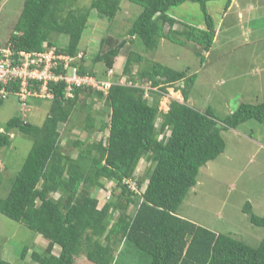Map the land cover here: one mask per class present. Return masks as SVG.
Wrapping results in <instances>:
<instances>
[{
    "label": "trees",
    "instance_id": "trees-1",
    "mask_svg": "<svg viewBox=\"0 0 264 264\" xmlns=\"http://www.w3.org/2000/svg\"><path fill=\"white\" fill-rule=\"evenodd\" d=\"M120 1L92 0L81 9L78 0H24L12 32L0 48L8 49L16 64L18 53H41L47 47H57L52 37L65 35L67 46L58 50L76 57L90 13L95 11L99 19L111 21L120 9ZM129 1L141 6L142 12L126 36L138 39L145 50H155L163 39L181 46L193 42L197 57L209 52L215 23L206 7L219 0ZM224 1L223 12L232 0ZM186 2L200 6L204 28L170 16V8ZM104 41L108 49L92 59L93 65L103 64L104 74L85 69L82 56L74 63L80 74L107 79L123 43L113 38L101 40ZM141 62L142 57L130 51L120 76L126 78L125 82L113 81V71V84L106 95L88 88L76 89L72 98H65L63 83H49L53 99L40 125L14 116L0 127V150L10 146L12 131L32 141L19 171L9 181L7 194L0 197V215L22 224L45 242L42 251L30 254L31 262L36 264H74L79 255L91 264H113L114 247L122 242H130L147 254L149 264H264V233L253 247L177 215L185 196L196 184L199 169L225 150L221 132L236 129L248 120L263 123L264 100L258 104L242 103L233 113L217 120L211 108L199 112L187 104L196 75L188 69L173 70L157 62L137 67V73H133V67ZM58 69L56 73L61 72ZM167 88L180 91L182 102L171 100L168 111L160 113L158 104ZM1 90L5 94L0 96V104L19 92L20 81L1 84ZM94 95L103 100L109 115L108 123L98 127L101 132L108 130L105 140H75L67 145L70 152H62L60 125L72 121L79 98L82 108L87 105L86 99ZM93 121L90 114L83 120L82 130L87 135L94 128ZM141 161L148 164L141 178L147 184L137 196L124 180L133 177ZM142 180H135L139 187ZM107 182H115L120 192L99 207L92 192L106 191ZM132 204L135 212L129 214ZM242 212L264 232V217L254 214L249 203ZM27 251L26 246L21 249V261ZM0 264L11 263L0 257Z\"/></svg>",
    "mask_w": 264,
    "mask_h": 264
},
{
    "label": "rangeland",
    "instance_id": "rangeland-1",
    "mask_svg": "<svg viewBox=\"0 0 264 264\" xmlns=\"http://www.w3.org/2000/svg\"><path fill=\"white\" fill-rule=\"evenodd\" d=\"M91 1L78 0L77 6L81 9L87 8ZM23 2L24 0H3L0 3V45L7 41L12 32ZM224 3V0L207 3V11L215 25L220 22L218 20L221 19ZM237 3L242 11L246 5H251L256 10L252 13L248 10V14H244L243 20L239 22L235 21V13L232 12L230 20L223 21L219 40L212 44L206 57L204 53L200 57L194 55L197 46L193 42L181 46L161 40L155 50H145L138 39L127 37L126 32L142 12L141 6L129 0L120 1V9L111 21L99 19L96 12L92 11L78 44L79 54L84 58L83 66L97 74H104L103 64L93 65L92 59L96 54L108 49L106 42L101 40L113 38L116 42L123 43L113 65V81L121 80L122 69L130 51L138 53L143 59V62L133 67L135 74L137 67L143 68L153 62L173 70L188 69L196 75V79L190 89L187 104L199 112L211 108L216 119L221 120L233 113L242 103L258 104L264 100V0H237ZM169 13L177 20H187V24L195 27H202L201 24H204L197 3H183L170 8ZM179 28L177 25L176 29ZM52 40L59 49L65 48L68 43V37L65 35L53 36ZM226 51L230 53L219 59ZM259 66H262L261 70L256 69ZM177 86L181 87L182 84ZM146 99L151 103L150 96ZM171 100L182 102L180 91L166 89L158 104L160 113L168 111ZM81 103L79 98L72 121L59 127L64 153L71 151L67 145L72 141H85L89 137V141H86L97 142L100 139L105 140L107 136V129L102 132L98 130V127L106 125L109 120L103 100L94 95L92 99H86L88 106L81 108ZM90 103L92 106H89ZM49 106V99L31 98L24 111L19 107L17 98L11 95L0 104V127L3 128L14 116L40 125L48 113ZM87 114L94 119V128L90 130V135L82 130ZM158 125L159 119L156 120V126ZM221 136L225 141V150L215 160L207 162L199 169L196 184L185 196L177 215L217 234L229 235L255 247L262 240L264 232L262 228L249 222L242 208L249 203L254 214L264 217V122L248 120L236 129L222 131ZM10 137V146L0 150V197L7 194L9 181L19 171L32 144L29 137L16 131H12ZM72 155L74 156L75 152L72 151ZM147 167L148 164L141 161L133 177L129 179L136 184L138 194L145 190L147 182H143L141 178L144 177ZM136 179L142 180L141 187L137 185ZM119 192L115 182H107L106 191H93L92 195L97 198L101 207L108 200L114 199ZM52 197L56 198L57 195ZM134 212L135 207L132 204L128 213ZM25 246L28 247L27 255L24 261H21L20 251ZM44 246L45 242L32 231L0 215L2 260L11 264H36L31 262L30 254L33 251H42ZM74 262L91 264L83 255H79ZM149 262V256L137 250L130 242H122L114 247L113 264Z\"/></svg>",
    "mask_w": 264,
    "mask_h": 264
},
{
    "label": "built area",
    "instance_id": "built-area-1",
    "mask_svg": "<svg viewBox=\"0 0 264 264\" xmlns=\"http://www.w3.org/2000/svg\"><path fill=\"white\" fill-rule=\"evenodd\" d=\"M11 55L8 49L0 48V85H6L15 80L20 81V90L15 96L21 110H26L31 98L51 99L49 83H63L66 98H72L76 89L88 88L106 95L113 84L110 80L113 74L112 69L108 70L106 80L89 74H80L78 66L74 63L81 58V54L74 57L61 53L56 47H47L41 53H18L16 64ZM58 68H61V72L56 73L55 70L59 71ZM122 79L119 81L120 84L125 82V79ZM148 88L147 86L144 89ZM4 94V90H1L0 96ZM144 96L147 98L148 94L145 93ZM124 183L131 192L138 193L134 182L124 180Z\"/></svg>",
    "mask_w": 264,
    "mask_h": 264
},
{
    "label": "crops",
    "instance_id": "crops-1",
    "mask_svg": "<svg viewBox=\"0 0 264 264\" xmlns=\"http://www.w3.org/2000/svg\"><path fill=\"white\" fill-rule=\"evenodd\" d=\"M241 7L244 8V6L241 5ZM207 8V7H206ZM248 10H249V13H252V11L256 10L255 7H251V5H246L244 10L242 11V8L240 9V7L238 6V3H237V0H232L231 3H230V6L228 7V9L225 11V12H221L220 16H221V19L218 20L220 22H217V24L215 25V37H214V41H213V44L218 42L219 40V30L221 31L220 28L223 27V21H227V20H230V16H231V13L234 12L235 13V21L236 22H239L240 20H243V16L244 14H248ZM224 19V20H223ZM191 25V24H190ZM202 27H197V28H203V25L201 24ZM163 40V39H162ZM160 44V43H159ZM211 49V48H210ZM264 51V50H263ZM210 52V50H209ZM209 52L207 53H204L205 54V57L209 54ZM230 51H226L224 54L220 55L219 59H221L222 57L226 56L227 54H229ZM264 66V65H263ZM261 67L262 66H259L257 67L256 69L257 70H261ZM253 71V70H252Z\"/></svg>",
    "mask_w": 264,
    "mask_h": 264
},
{
    "label": "clouds",
    "instance_id": "clouds-1",
    "mask_svg": "<svg viewBox=\"0 0 264 264\" xmlns=\"http://www.w3.org/2000/svg\"><path fill=\"white\" fill-rule=\"evenodd\" d=\"M58 49V48H57ZM74 94V93H73ZM66 98V97H65ZM40 99V98H39ZM52 99H53V94H52V98L51 99H49V101H52ZM24 111H26V110H24ZM21 113H23V111H21ZM129 180V179H128ZM136 194H138V193H136Z\"/></svg>",
    "mask_w": 264,
    "mask_h": 264
}]
</instances>
